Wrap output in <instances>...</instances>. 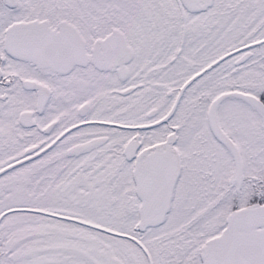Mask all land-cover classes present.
<instances>
[{
  "label": "snow or ice",
  "instance_id": "snow-or-ice-1",
  "mask_svg": "<svg viewBox=\"0 0 264 264\" xmlns=\"http://www.w3.org/2000/svg\"><path fill=\"white\" fill-rule=\"evenodd\" d=\"M0 264H264V0H0Z\"/></svg>",
  "mask_w": 264,
  "mask_h": 264
}]
</instances>
